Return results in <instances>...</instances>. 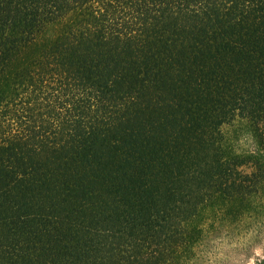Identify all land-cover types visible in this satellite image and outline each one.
<instances>
[{
  "label": "trees",
  "instance_id": "trees-1",
  "mask_svg": "<svg viewBox=\"0 0 264 264\" xmlns=\"http://www.w3.org/2000/svg\"><path fill=\"white\" fill-rule=\"evenodd\" d=\"M246 218L264 0H0V264H200Z\"/></svg>",
  "mask_w": 264,
  "mask_h": 264
},
{
  "label": "rangeland",
  "instance_id": "rangeland-1",
  "mask_svg": "<svg viewBox=\"0 0 264 264\" xmlns=\"http://www.w3.org/2000/svg\"><path fill=\"white\" fill-rule=\"evenodd\" d=\"M264 226L245 219L209 236L203 250L207 254L200 264H256L264 255Z\"/></svg>",
  "mask_w": 264,
  "mask_h": 264
}]
</instances>
